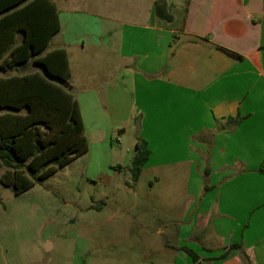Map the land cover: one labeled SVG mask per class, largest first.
Here are the masks:
<instances>
[{
    "label": "crops",
    "instance_id": "1",
    "mask_svg": "<svg viewBox=\"0 0 264 264\" xmlns=\"http://www.w3.org/2000/svg\"><path fill=\"white\" fill-rule=\"evenodd\" d=\"M129 1L95 7L93 14L63 12L54 0L63 35L49 50L67 51L69 89L89 145L90 122L99 146L124 161L116 171L130 173L137 143L147 142L151 156L131 187L150 170L160 183L187 178L188 188L160 190L170 204L160 216L170 227L169 256L119 260L91 252L74 254L70 264H193L178 250L183 247L201 264H264V0ZM74 17L77 35L69 29ZM87 20L91 30L81 27ZM91 52L95 62L88 60ZM232 245L242 249L209 261Z\"/></svg>",
    "mask_w": 264,
    "mask_h": 264
},
{
    "label": "rangeland",
    "instance_id": "2",
    "mask_svg": "<svg viewBox=\"0 0 264 264\" xmlns=\"http://www.w3.org/2000/svg\"><path fill=\"white\" fill-rule=\"evenodd\" d=\"M55 1L63 12L82 10L93 14L95 7L130 5L129 0H86L91 1L88 4L79 0ZM65 19L64 15V25ZM72 21L74 25L69 29H74L77 35L79 19L74 17ZM81 27L91 30L93 25L87 20ZM62 35L54 37L50 49L58 47ZM20 40L21 35H18L16 44ZM87 56L89 61L95 62L94 52ZM71 57L75 73H78L79 62L73 52ZM37 70L41 68L29 63L24 70L15 67L0 76ZM88 137L87 154L59 168L25 193L16 195L0 183V264H70L74 254L85 257L91 252L119 260L156 261L172 253L170 243L166 246L169 241L166 231L169 232L170 227L163 226L160 220L165 213L161 206L170 204L160 190L177 185L184 191L188 188V179L179 180L177 184L174 179L160 183L157 180L160 174L149 170L137 188L131 187V174L115 170L124 161L114 159L108 147L99 146L98 136L90 130V122ZM128 141L127 138L124 143ZM88 206L106 207L102 213L98 209L85 213ZM185 207L183 198L178 215L183 216ZM160 229L166 234H160ZM213 245L217 246L218 240H214Z\"/></svg>",
    "mask_w": 264,
    "mask_h": 264
},
{
    "label": "trees",
    "instance_id": "3",
    "mask_svg": "<svg viewBox=\"0 0 264 264\" xmlns=\"http://www.w3.org/2000/svg\"><path fill=\"white\" fill-rule=\"evenodd\" d=\"M61 29L54 0H0V73L32 63L41 68L0 76V183L21 195L89 151L80 106L70 91L71 68L64 48L49 50ZM21 35L18 44L17 37ZM151 156L136 145L128 170L137 183ZM120 167L119 169H121ZM242 249L232 245L219 258ZM193 264L199 255L187 248ZM208 261V260H206Z\"/></svg>",
    "mask_w": 264,
    "mask_h": 264
},
{
    "label": "water",
    "instance_id": "4",
    "mask_svg": "<svg viewBox=\"0 0 264 264\" xmlns=\"http://www.w3.org/2000/svg\"><path fill=\"white\" fill-rule=\"evenodd\" d=\"M159 2H160V3H162V2H163V0H160Z\"/></svg>",
    "mask_w": 264,
    "mask_h": 264
}]
</instances>
